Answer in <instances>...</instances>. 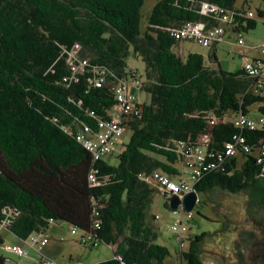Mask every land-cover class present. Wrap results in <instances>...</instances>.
Masks as SVG:
<instances>
[{"label": "trees", "instance_id": "1", "mask_svg": "<svg viewBox=\"0 0 264 264\" xmlns=\"http://www.w3.org/2000/svg\"><path fill=\"white\" fill-rule=\"evenodd\" d=\"M236 1L157 0L142 28L144 0H0V226L7 231L0 264L13 261L4 253L13 254L7 245H21L57 222L93 232L95 219L100 228L94 233L112 247V257L94 264H163L169 250L156 242V215L149 220L156 190L139 174L158 169L178 176L173 164H183V156L175 142L197 141L204 132L210 134L208 151L223 150L239 134L251 152L226 157L223 169L201 171L193 181L197 195L216 188L246 192L247 213L263 226L264 169L253 152L264 141V126L240 127L234 119L264 116V88L254 90L258 77L242 64L227 71L199 52L182 57L173 46L187 39L170 34L186 21L220 24L217 13H201L206 2L233 11L224 35H241L257 20L245 17L249 6L236 7ZM131 53L144 62L141 80L127 70ZM129 76L149 100L135 104L137 115L122 117L128 142L94 159L76 134L84 125L96 131L100 119L119 112L114 89ZM112 155L116 163L107 160ZM94 170L97 186L88 179ZM164 204L169 207V200ZM191 214L182 218L189 246L179 254L188 264H203L199 247L207 232L186 235ZM236 264H248L241 250Z\"/></svg>", "mask_w": 264, "mask_h": 264}, {"label": "rangeland", "instance_id": "2", "mask_svg": "<svg viewBox=\"0 0 264 264\" xmlns=\"http://www.w3.org/2000/svg\"><path fill=\"white\" fill-rule=\"evenodd\" d=\"M156 2L157 0H144L140 9L142 28L145 27L147 16ZM246 5L249 6L247 9L253 13L254 9L258 6V1H236V7H245ZM262 5H264V0H262ZM240 33L241 35H238L235 32L227 31L223 39L225 42H220L217 47V62L215 64H218L223 70L234 71L243 63L241 54H238L242 51L237 39L239 36L244 41L242 45L248 48L247 55L253 56L257 54L255 48L264 42V21H261L259 18L257 19L256 27L241 31ZM173 49L182 57L186 56L189 52H200L206 58L208 52L207 47L201 46L192 40L180 41L177 45L173 46ZM126 63L127 70L132 69L136 75V79L141 80L145 66L142 59L131 53L126 59ZM133 81L134 79L131 76L127 78L129 90L139 100L148 101V95L132 83ZM254 108L255 105L250 107L251 113L254 112ZM129 137L130 130L126 129L117 141V150L121 149L122 145L128 142ZM107 160L110 163H116L114 155L108 157ZM173 165L180 170V174L174 178L176 180L181 178L189 181L185 166L177 161ZM248 198L246 192L232 193L219 188L204 195H198V201L192 209L193 217L187 225L188 230L186 235L191 237L203 231L207 232L199 247L203 264H236L240 250L244 254L245 262L248 264H264V224L263 226L255 224L253 222L254 218L247 213ZM165 200V197L161 193L155 191L152 194V202L149 206V213H151L149 220L153 221V217L155 215L158 216L157 218L154 217L155 220L153 221L158 232L156 242L165 245L169 250V255L163 260V264H188L185 259L181 258L178 242L175 240L174 234L169 230V225L176 220L177 214L165 206ZM257 219L259 218L257 217ZM57 223L59 226L56 229H52L56 225L54 224L46 232L42 231L49 235V239L56 232L60 234L58 242H55L54 237L50 239V243H55L60 250L52 251L46 256L54 258L59 264H69L70 256H72L73 260H77L76 258H78L84 264H94L112 257L111 246L99 244L97 247H91L81 244L77 240V235L70 233L68 223ZM4 229L0 226V238L3 241H5L7 233ZM249 233L252 234L250 235ZM26 240L21 246L24 247L28 255L20 258L22 263L41 264L40 253H44L46 251L45 248L39 253L33 246L28 245ZM188 246L189 240L187 239L184 250H187ZM4 253L13 260H17V257H20L15 253Z\"/></svg>", "mask_w": 264, "mask_h": 264}, {"label": "built area", "instance_id": "3", "mask_svg": "<svg viewBox=\"0 0 264 264\" xmlns=\"http://www.w3.org/2000/svg\"><path fill=\"white\" fill-rule=\"evenodd\" d=\"M200 11L203 14L217 13L220 24L207 26L200 21H186L181 26L173 27L170 30V34L177 39L192 40L204 47H210L214 43L220 42L225 33L224 26L231 22L234 12L227 11L215 4L206 2L201 4ZM253 13L247 10L244 16L254 18L257 14L256 11H253ZM239 43L242 48L240 54L243 58V68L249 76L254 78L258 77V86L256 88L254 86V90L264 88V42L261 43L259 47L255 48L257 54L253 56L247 55L248 48L242 45L241 38H239ZM75 47L77 48L78 45H75ZM85 64L86 61L83 60L79 65H72L71 68L75 70L78 66ZM101 81L102 78L98 77L95 84L99 86ZM133 83L140 88L139 80H135ZM128 85L127 81H121L115 86L114 92L119 112L112 115L109 119H100L97 123L96 131H92L89 126L84 125L82 130L76 134V139L81 142L86 150L93 154L94 159L110 155L117 149V141L125 131V123L122 117L129 113H133L134 115L139 113L135 104L141 103V101L129 90ZM209 122L210 124L215 123L214 119H210ZM234 123L240 127L247 126L253 129L258 124L264 126V116L257 117V120H254L244 114H238L234 119ZM209 135L208 132H204L199 135L197 141L179 140L175 142L174 150L183 156V165L187 170L189 181H185L181 178L176 180L174 177L158 169H154L150 173H140L139 178L148 183V185L157 192L164 195L165 199L169 200L172 195H177L181 199L188 192L195 191L193 181L200 176L201 171L213 168L223 169V162L226 157L234 156L238 153L247 154L251 152V147L245 144V139L239 134L233 136V141L224 142L223 150L215 152L208 151ZM253 155L255 156L256 162L261 164L264 169V141L256 147V151L253 152ZM96 172V170L91 171L88 176L90 185L92 186L100 184ZM93 211L95 215L98 214L96 209ZM172 211L177 214V217L176 220L169 225V230L174 234L175 240L178 242V250L184 251L186 245L184 232L186 228L182 223V218L183 215L190 218L192 214L191 211H186L184 209L182 203L176 209H172ZM155 217L157 218L158 216L156 215ZM99 228L100 220L95 219L92 225L93 232L78 229L76 226L72 225L69 230L72 235H76L80 232L77 240L81 244L97 247L100 241L94 233V230ZM48 242L49 235L43 232L31 234L26 240L28 245L33 246V248L38 251L47 245ZM6 248L20 256L19 258L26 257L28 254L24 247L19 244L7 245ZM118 258L120 259L119 256ZM40 263L59 264L56 260L47 257H41ZM6 264H21V261L13 260L8 261Z\"/></svg>", "mask_w": 264, "mask_h": 264}, {"label": "crops", "instance_id": "4", "mask_svg": "<svg viewBox=\"0 0 264 264\" xmlns=\"http://www.w3.org/2000/svg\"><path fill=\"white\" fill-rule=\"evenodd\" d=\"M258 1V6L256 7V9H261V10H263L264 11V5H262V0H257ZM247 8V7H246ZM256 19V18H255ZM257 19H259V16H257ZM256 19V20H257ZM261 21H264V19L263 18H261ZM256 25H257V23H256ZM256 27V26H255ZM223 39H224V36H223ZM223 39L220 41V42H225V41H223ZM220 42H217V43H214L213 45H211L210 47H207L208 48V52H207V54H206V61H208V63H210L211 65H214L215 66V58L217 59V56H216V50H217V47H218V45L220 44ZM230 43V42H229ZM242 43H244V41H243V39H242ZM257 48V47H256ZM200 53V52H199ZM240 53L241 52H239L238 54L240 55ZM202 54V53H201ZM203 55V54H202ZM204 56V55H203ZM241 56V55H240ZM240 66H241V64H240ZM164 196V195H163ZM69 225V224H68ZM59 225H58V223L56 224V225H54L53 227H52V229L54 230V229H56V227H58ZM69 228H70V225H69ZM79 234H80V232L79 233H77L76 235H77V239H78V236H79ZM60 236V234H58V232H56L55 234H54V236H51L50 237V239L51 238H55V242H58L59 241V239H58V237ZM14 239V238H13ZM50 239H49V242L47 243V245H45L43 248H45V254L44 253H40V251L42 252V249L41 250H39L38 252L40 253V255H41V257H47V258H50V257H48V256H46L47 254H49L50 252H52V251H55V250H60V248L59 247H57L56 246V244L55 243H50ZM15 240V239H14ZM79 242V241H78ZM111 248V250H112V247H110ZM28 255V254H27ZM40 257V258H41ZM51 259H54V258H51ZM77 260H78V258H76ZM17 260L18 261H21V264H23L22 263V260L19 258V257H17ZM55 260V259H54ZM75 260H73L72 259V256H70V263L69 264H72L73 262H74ZM78 261H80V260H78ZM39 262V261H38ZM80 262H82V261H80ZM83 263V262H82Z\"/></svg>", "mask_w": 264, "mask_h": 264}, {"label": "water", "instance_id": "5", "mask_svg": "<svg viewBox=\"0 0 264 264\" xmlns=\"http://www.w3.org/2000/svg\"><path fill=\"white\" fill-rule=\"evenodd\" d=\"M197 192L191 191L185 194L181 199L177 195H172L169 199V208L176 209L181 203L186 211H191L197 198Z\"/></svg>", "mask_w": 264, "mask_h": 264}, {"label": "clouds", "instance_id": "6", "mask_svg": "<svg viewBox=\"0 0 264 264\" xmlns=\"http://www.w3.org/2000/svg\"><path fill=\"white\" fill-rule=\"evenodd\" d=\"M255 11H256V10H255ZM256 14H257L256 16H259V14H258L257 11H256ZM256 16H255L254 18H256ZM259 18L261 19V18H263V17H260V16H259Z\"/></svg>", "mask_w": 264, "mask_h": 264}, {"label": "bare ground", "instance_id": "7", "mask_svg": "<svg viewBox=\"0 0 264 264\" xmlns=\"http://www.w3.org/2000/svg\"><path fill=\"white\" fill-rule=\"evenodd\" d=\"M196 201H197V198H196V200H195V203H196Z\"/></svg>", "mask_w": 264, "mask_h": 264}]
</instances>
